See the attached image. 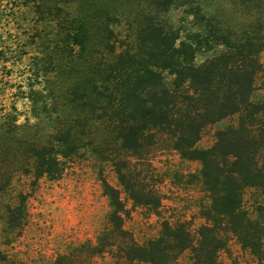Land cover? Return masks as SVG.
Here are the masks:
<instances>
[{"label": "trees", "instance_id": "trees-1", "mask_svg": "<svg viewBox=\"0 0 264 264\" xmlns=\"http://www.w3.org/2000/svg\"><path fill=\"white\" fill-rule=\"evenodd\" d=\"M25 1L37 16L25 28L38 48L27 77L38 87L25 93L34 121L17 123L0 103V198L15 173L29 175L33 188L87 153L108 208L95 240L52 264H182L185 252L191 264H221L231 240L264 264V9L241 0L246 21L235 27L197 0ZM178 6L186 17L173 25L163 13ZM226 118L235 120L200 147L203 131ZM161 146L197 168L161 170L151 154ZM28 194L3 206L7 236L23 227ZM178 195L195 205L182 210ZM138 208L156 218L155 233L137 237L125 227ZM0 264L24 263L0 250Z\"/></svg>", "mask_w": 264, "mask_h": 264}, {"label": "rangeland", "instance_id": "rangeland-1", "mask_svg": "<svg viewBox=\"0 0 264 264\" xmlns=\"http://www.w3.org/2000/svg\"><path fill=\"white\" fill-rule=\"evenodd\" d=\"M253 11L264 9V0H254ZM201 9L207 13L218 15L225 25L241 27L246 21L244 6L241 0H197ZM245 5V4H244ZM258 6V7H257ZM36 7L32 2L24 0H0V103L4 111H11L18 117L17 123H24L25 118L31 117L28 99L25 97L30 87L37 88L35 78L27 77L32 73L33 56L37 46L31 43L26 27H32L36 21ZM184 7H170L163 13V17L173 25H179L185 19ZM190 19V17L188 18ZM32 31V30H31ZM37 44V43H36ZM19 52V53H18ZM214 52H201L196 55L197 63L213 55ZM264 63V50L260 54ZM30 67V68H29ZM32 84V85H31ZM262 91L253 93V100L261 98ZM15 106L16 111L11 107ZM234 118H226L208 126L202 133L198 142L200 147H207L214 140V132L233 122ZM20 129L19 132H21ZM164 147L152 149L155 164L164 169L173 165L177 171H194L196 162H184ZM167 169V168H166ZM98 167L92 163L87 153L71 157L65 166L61 177L57 180L40 178L32 188L31 177L22 173H15L11 189L0 198V213L4 214L3 206L13 202L18 191L28 194L26 221L18 235H6L5 219H0V250L6 251L10 256L22 261L24 264H52L59 253L67 252L71 247L86 240L94 241L105 222L107 200L102 194L98 180ZM104 172L108 180L117 185L112 171L105 167ZM166 175L177 184L170 172ZM169 184L166 185L167 189ZM189 189H191L189 187ZM193 189V188H192ZM191 195H197L193 189ZM247 199L251 197L248 194ZM182 210L190 209L195 202H188L186 196L178 195L175 199ZM192 211V210H191ZM125 227L132 230L137 237H145L156 232L158 222L146 211L132 210L125 217ZM188 252L181 258L182 264H191ZM221 264H257L255 259L242 250L235 240L229 243L227 251L220 252ZM92 264H106L103 258L96 257Z\"/></svg>", "mask_w": 264, "mask_h": 264}]
</instances>
